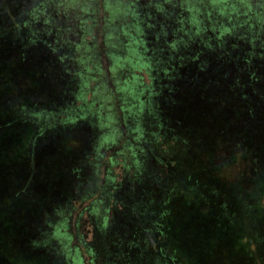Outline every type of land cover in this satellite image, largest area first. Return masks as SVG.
Wrapping results in <instances>:
<instances>
[{"label": "trees", "instance_id": "obj_1", "mask_svg": "<svg viewBox=\"0 0 264 264\" xmlns=\"http://www.w3.org/2000/svg\"><path fill=\"white\" fill-rule=\"evenodd\" d=\"M5 35L0 53L12 59L0 63V264H71L65 229L75 203H87L81 216L91 234L75 247L74 263L84 264L85 249L90 264H264L261 37L242 34L258 43L249 52L207 43L206 55L190 60L207 78L202 86L196 74L189 85L172 74L178 91L164 98L165 112L146 121L142 143L134 131L101 140L94 121L74 132L69 107L57 105L74 93L65 78L46 104L3 103L11 84L18 90L34 75L6 72L23 61L24 46ZM215 52L224 72L209 78ZM122 107L134 108L133 121L143 114L124 100Z\"/></svg>", "mask_w": 264, "mask_h": 264}, {"label": "rangeland", "instance_id": "obj_2", "mask_svg": "<svg viewBox=\"0 0 264 264\" xmlns=\"http://www.w3.org/2000/svg\"><path fill=\"white\" fill-rule=\"evenodd\" d=\"M161 19L168 20L166 26L158 24L164 25ZM0 23L6 29L0 36L5 33L8 42L24 46L19 50L23 61L16 59L18 63L6 72L34 74L31 84L20 80L23 86L18 90L14 88L17 82L11 84L7 88L9 99L3 103L46 104L59 97L65 78L74 93L71 100L56 103L63 109L69 107L74 132L80 135L84 127L88 129L89 121H94L102 126L101 140L105 135L134 131V138L140 134L138 140L144 143L149 132L146 121L154 120L158 111L165 112L164 98H173L178 91L179 86H172V74H180L186 85L196 74L199 84L204 85L201 79L206 76L197 74L190 60L200 51L206 55L202 49L207 43L214 46L225 41L230 48L249 52L252 44L258 43L250 44L242 37L247 34L264 40V0H0ZM241 39L248 46L233 42ZM0 55V63L12 59L3 52ZM221 55L215 52L208 60L212 69L209 78L224 72L218 63ZM0 66L3 70L5 65ZM123 100L143 114L133 121L135 112L129 113L132 107L124 110ZM48 118L42 116V120ZM120 168V164L114 167L115 173ZM86 206L75 203L67 213L65 234L69 240L65 242L74 248L71 264H81L77 263L79 258L73 262L75 247L90 240L88 217L81 216ZM80 252L84 264H90L88 252Z\"/></svg>", "mask_w": 264, "mask_h": 264}, {"label": "flooded vegetation", "instance_id": "obj_3", "mask_svg": "<svg viewBox=\"0 0 264 264\" xmlns=\"http://www.w3.org/2000/svg\"><path fill=\"white\" fill-rule=\"evenodd\" d=\"M178 10H179V9H178ZM169 16H170V15H169ZM161 21H163L164 25H163L162 23H159V22H158V24L161 25V26H163V27L166 26L165 24L168 22V20H167V19H166V20L161 19ZM156 31H157V30H156ZM164 32H166V31H164Z\"/></svg>", "mask_w": 264, "mask_h": 264}]
</instances>
